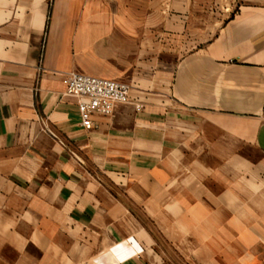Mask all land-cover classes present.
I'll use <instances>...</instances> for the list:
<instances>
[{"label": "crops", "instance_id": "0c3cea01", "mask_svg": "<svg viewBox=\"0 0 264 264\" xmlns=\"http://www.w3.org/2000/svg\"><path fill=\"white\" fill-rule=\"evenodd\" d=\"M263 107L264 0H0V264H264Z\"/></svg>", "mask_w": 264, "mask_h": 264}, {"label": "built area", "instance_id": "2783aa9c", "mask_svg": "<svg viewBox=\"0 0 264 264\" xmlns=\"http://www.w3.org/2000/svg\"><path fill=\"white\" fill-rule=\"evenodd\" d=\"M62 82L64 94L76 98L80 122L87 129L93 126V116L109 115L118 104L133 103L135 110L141 109L140 103L132 101L126 82L76 71L66 72Z\"/></svg>", "mask_w": 264, "mask_h": 264}]
</instances>
